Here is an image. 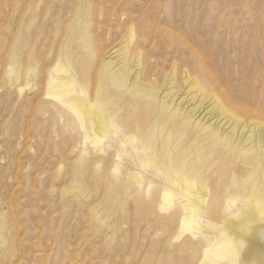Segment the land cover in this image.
Masks as SVG:
<instances>
[{
  "label": "bare ground",
  "instance_id": "1",
  "mask_svg": "<svg viewBox=\"0 0 264 264\" xmlns=\"http://www.w3.org/2000/svg\"><path fill=\"white\" fill-rule=\"evenodd\" d=\"M11 3L9 132L77 155L64 196L102 193L98 229L117 202L111 246L123 226L146 225L171 236L166 264H264V50L260 66L192 45L188 20L140 0ZM11 179L0 172V186ZM1 202L9 255L17 224Z\"/></svg>",
  "mask_w": 264,
  "mask_h": 264
},
{
  "label": "rangeland",
  "instance_id": "2",
  "mask_svg": "<svg viewBox=\"0 0 264 264\" xmlns=\"http://www.w3.org/2000/svg\"><path fill=\"white\" fill-rule=\"evenodd\" d=\"M140 1L147 6L154 4L152 7L158 8L162 20H188L193 33L188 34L190 42L194 41L192 45L199 46L198 41L203 39L201 41L222 53H236L237 57L249 58L254 65L263 66L260 53L264 50V0H163L159 4L151 0ZM11 24V0H0V172L2 176L12 174L11 181L0 186V199L3 204L1 207L12 205L14 216L8 212V219L11 224H17L16 228L9 231L10 254L7 255L0 246V264H166L161 261L163 239L171 236H165L161 230L162 239L156 237L154 234L159 233L161 227L147 229L146 225H142L135 235L130 225L123 226L118 231L119 238L115 244L118 246L112 247L109 242L110 230L113 227L118 230L120 227L117 224L120 213L115 210L117 202L109 204V212L112 213L108 215L111 216L105 219L104 228L98 229L91 214L103 200L102 193H91L86 200L79 197L80 201L74 195L64 196L66 188L70 186L68 172L77 159L75 153L61 145L58 148L40 147L25 135L9 132L11 92L7 70L12 39ZM11 167L13 170L10 173L8 170ZM16 181L20 185L17 186ZM87 186L91 190V185ZM10 215L16 218L12 220ZM52 239L55 241L52 242ZM42 256L45 258L43 261ZM73 259L77 262H72Z\"/></svg>",
  "mask_w": 264,
  "mask_h": 264
}]
</instances>
